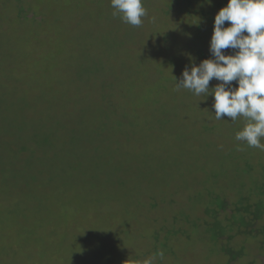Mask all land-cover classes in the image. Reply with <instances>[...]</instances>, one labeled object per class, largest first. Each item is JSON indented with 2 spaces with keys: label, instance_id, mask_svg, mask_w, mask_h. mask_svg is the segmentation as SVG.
Wrapping results in <instances>:
<instances>
[{
  "label": "rangeland",
  "instance_id": "rangeland-1",
  "mask_svg": "<svg viewBox=\"0 0 264 264\" xmlns=\"http://www.w3.org/2000/svg\"><path fill=\"white\" fill-rule=\"evenodd\" d=\"M143 4L0 0V264H264V151L175 90L228 0Z\"/></svg>",
  "mask_w": 264,
  "mask_h": 264
},
{
  "label": "clouds",
  "instance_id": "clouds-1",
  "mask_svg": "<svg viewBox=\"0 0 264 264\" xmlns=\"http://www.w3.org/2000/svg\"><path fill=\"white\" fill-rule=\"evenodd\" d=\"M111 7L114 17L134 27H140L148 16L143 0H111ZM227 49L234 54H225ZM210 52L212 58L186 66L179 82L175 77V90L212 95L215 119L227 116L235 122L242 116L246 123L235 139L264 151V0H228L215 16ZM213 79L219 83L210 88ZM163 256L158 251L136 264H155Z\"/></svg>",
  "mask_w": 264,
  "mask_h": 264
},
{
  "label": "trees",
  "instance_id": "trees-1",
  "mask_svg": "<svg viewBox=\"0 0 264 264\" xmlns=\"http://www.w3.org/2000/svg\"><path fill=\"white\" fill-rule=\"evenodd\" d=\"M225 26H228V22L225 23ZM212 30L214 31V25L212 26ZM250 209L251 207L249 205L242 207V208H238L237 212H240L243 214L242 218L239 219L242 225L246 224L245 220L247 218L245 217V215L247 216L249 214H252L254 221L261 219V217L264 215V206L261 207L260 205L256 204L255 209L252 213L250 212ZM257 232L259 236L264 237V226ZM229 253L232 255V258L235 259V254H233L232 252H229Z\"/></svg>",
  "mask_w": 264,
  "mask_h": 264
}]
</instances>
